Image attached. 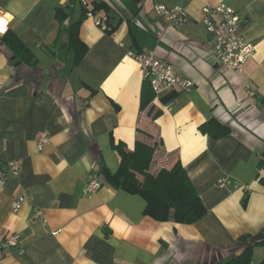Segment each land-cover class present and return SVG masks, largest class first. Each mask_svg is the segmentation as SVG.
<instances>
[{"label": "crops", "instance_id": "1", "mask_svg": "<svg viewBox=\"0 0 264 264\" xmlns=\"http://www.w3.org/2000/svg\"><path fill=\"white\" fill-rule=\"evenodd\" d=\"M99 2L107 11H94ZM206 4L239 13L242 35L256 47L242 71L215 57L202 24ZM157 5L185 8L188 24L169 26ZM57 8L70 14L62 24ZM89 12L107 16L113 31L96 26ZM81 18L89 50L74 67L69 31ZM7 30L33 52L35 67L1 41ZM130 51L174 66L193 81L192 92L151 88L154 101L142 109L148 83ZM212 120L231 133L220 139L203 133ZM40 133L50 139L42 148ZM137 141L158 145L152 172L182 164L206 208L201 220L158 222L145 215L142 197L114 189L103 176L101 189L85 194L101 168L118 171L116 147L133 151ZM13 162L21 164L18 176ZM262 163L264 0H0V172L7 174L0 181V241L15 234L25 252L0 251V264H232L239 238L264 228ZM263 260L264 247L257 246L252 264Z\"/></svg>", "mask_w": 264, "mask_h": 264}, {"label": "trees", "instance_id": "2", "mask_svg": "<svg viewBox=\"0 0 264 264\" xmlns=\"http://www.w3.org/2000/svg\"><path fill=\"white\" fill-rule=\"evenodd\" d=\"M104 9L105 2L95 3L94 11ZM87 14V12H86ZM70 14L62 8L56 9V19L60 24L66 22ZM84 18L70 26L69 40L74 52V67L79 66L88 53L89 47L80 38V28ZM113 29L107 31L111 33ZM1 41L13 52L20 62L31 67L37 64L33 52L13 31L1 37ZM155 94L151 86L145 84L141 96V108L146 109L154 101ZM172 94L165 98L169 103ZM201 131L220 139L231 133L230 128L212 120L201 126ZM158 145L137 141L133 151H126L119 144L116 149L121 156V164L115 174L100 169V175L114 189H121L132 195H138L146 201L145 215L158 222L174 221L177 224L192 225L201 220L207 213L202 200L194 188L187 172L180 162L171 169L163 168L157 173L151 171ZM264 171V163L261 164ZM103 184V179L101 178ZM264 183V177L261 180ZM238 252L232 264H252L253 252L257 246L264 247V228L256 235L242 236L238 240ZM261 264H264V260Z\"/></svg>", "mask_w": 264, "mask_h": 264}, {"label": "built area", "instance_id": "3", "mask_svg": "<svg viewBox=\"0 0 264 264\" xmlns=\"http://www.w3.org/2000/svg\"><path fill=\"white\" fill-rule=\"evenodd\" d=\"M156 13L163 17L174 28H181L188 24L190 15L183 7L167 8L163 5L155 7ZM202 24L213 40V52L218 61L236 71H242L247 62L255 56L256 47L249 43L242 35V19L239 13L224 4H206L203 7ZM93 18L96 26L108 31V17L96 18L92 12L88 13ZM129 55L139 63L143 79L148 83L156 94L160 92H180L189 94L192 92L194 83L188 78L182 77L176 68L152 54L130 51ZM257 88L254 84L249 85V98L255 104ZM171 105V104H170ZM169 105V106H170ZM50 141L46 133H40L38 142L40 148ZM12 174L18 176L21 172V164H10ZM7 174L0 172V181ZM225 179H220L223 185ZM102 187L101 178L98 174L90 177L86 183L84 192L86 195L97 193ZM22 206V199L14 202L13 210L18 212ZM40 212L37 213L40 216ZM59 232H55L58 235ZM15 250L19 255H24L20 238L15 234H7L0 241V251L4 253Z\"/></svg>", "mask_w": 264, "mask_h": 264}, {"label": "rangeland", "instance_id": "4", "mask_svg": "<svg viewBox=\"0 0 264 264\" xmlns=\"http://www.w3.org/2000/svg\"><path fill=\"white\" fill-rule=\"evenodd\" d=\"M256 263V262H255Z\"/></svg>", "mask_w": 264, "mask_h": 264}]
</instances>
